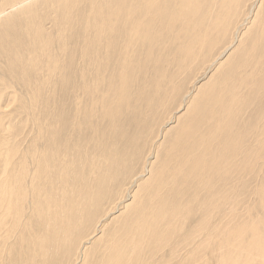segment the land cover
<instances>
[{"label": "bare ground", "instance_id": "6f19581e", "mask_svg": "<svg viewBox=\"0 0 264 264\" xmlns=\"http://www.w3.org/2000/svg\"><path fill=\"white\" fill-rule=\"evenodd\" d=\"M0 264H264V0H0Z\"/></svg>", "mask_w": 264, "mask_h": 264}, {"label": "rangeland", "instance_id": "374dc122", "mask_svg": "<svg viewBox=\"0 0 264 264\" xmlns=\"http://www.w3.org/2000/svg\"><path fill=\"white\" fill-rule=\"evenodd\" d=\"M84 6V4L81 6V7H83ZM15 13V15H18V13H17V11H15L14 12ZM7 15H9V14H7ZM6 15V16H7ZM47 28H48V31H51L52 30V26L51 25H48L47 26ZM239 43H237V45H238ZM236 45V46H237ZM223 50V47H222V45H220L219 46V48L217 49V51H216V54L214 55H212V59H214V58H216L217 56H218V54L221 52ZM232 51V50H231ZM223 61H224V59H223ZM75 68V67H74ZM197 71H199V70H196L195 72H197ZM204 71V69L201 71V72H198L197 73V75H196V77L200 74V73H202ZM194 73V72H193ZM211 73V74H210ZM212 74H216V72H215V69H212L209 73H208V75H205V76H203V77H201L200 78V80L197 82V84H195L194 85V81H195V78H193V79H190V78H187L188 80H187V88L189 89V91L191 90V93L193 92V93H195L196 92V90L195 89H197V87L198 86H201L202 84H204V83H206L208 80H210V77L212 76ZM209 76V77H208ZM149 77V76H148ZM182 79H184L185 78V74L181 77ZM12 99V98H11ZM17 102V101H16ZM15 102V103H16ZM177 106H178V103L177 102H172V103H170L169 105H168V109L166 110V111H162L155 119H154V125H156L155 127H154V131L156 132V134L158 135V138H157V141H159V142H161V145L163 144V146H164V144H166V140H167V138L165 137H163L162 136V133H164V132H166V129H167V127L168 128H170V127H172L173 126V124L175 125L176 124V121L175 120H171V122H168L169 121V119H170V117L171 116H173L175 113H173V112H175V110L177 109ZM186 110L185 109H182V112L181 113H179V114H177V115H181L182 113H184ZM126 113V112H125ZM25 117V116H24ZM24 117L23 116H18L16 119H15V121H14V124H13V126L15 127V129H16V131H18V133H19V139H21V143H22V141H23V143H24V140L27 138V134L29 133L30 134V132H32V130H31V126H30V122H29V120H28V118L26 117V119H24ZM129 117H130V113H126V118L125 119H129ZM152 116H150V120H149V127H150V125H151V122H152ZM159 118H161V120H159ZM157 122L159 123V124H161L162 122H165V123H167L168 122V125L166 126H164L163 128H161L160 129V125H157ZM151 128V127H150ZM131 131H135V129H132ZM25 133V134H24ZM27 133V134H26ZM33 133H31L30 134V136L32 135ZM108 135H110V134H108ZM23 137H26V138H23ZM119 142L120 141H123L124 140V137H120L119 139H117ZM152 140V137L149 139V142ZM142 141V139H141V137L139 138V139H137L136 140V142L137 143H139V142H141ZM113 142H115V144H116V146H118L119 147V143L118 142H116V141H113ZM131 145L130 146H134V143L131 141ZM24 145H26V143L24 144ZM129 146V147H130ZM162 146V150L164 149V147ZM128 147V148H129ZM133 149H134V147H132ZM131 148V149H132ZM129 180V175L128 176H126L125 178H124V181H128ZM137 189V188H136ZM135 189V190H136ZM106 191H108L110 194H122V193H124L125 192V190L124 189H122V190H120V191H118L117 190V188H116V186L114 185V184H109L108 186H107V188H106ZM104 203V206L103 207H96V209H97V211L95 212V215H98V218L99 219H101V217L100 216H102V215H105V213H106V211H107V205H108V200L106 201V202H103ZM121 213H122V211L119 213V212H117V213H115V214H113V216L111 217V218H106V221H104V223H106V226L107 225H109V227H115L116 226V224L117 223H119V220L121 219ZM116 216H118L119 218H115ZM108 223H110V224H108ZM97 228H100V227H97ZM94 229V228H93ZM102 233H101V230L100 229H98L97 230V232L95 233V234H93V237H95L96 238V236H100ZM87 234H83V235H81V237H84V236H86ZM91 236V235H90ZM89 236V237H90ZM95 240V239H94ZM92 248H93V245L91 246V245H89V249L90 250H92Z\"/></svg>", "mask_w": 264, "mask_h": 264}]
</instances>
